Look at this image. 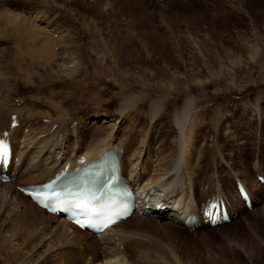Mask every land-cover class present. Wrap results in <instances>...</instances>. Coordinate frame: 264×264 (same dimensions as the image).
I'll return each mask as SVG.
<instances>
[{
	"label": "rangeland",
	"instance_id": "374dc122",
	"mask_svg": "<svg viewBox=\"0 0 264 264\" xmlns=\"http://www.w3.org/2000/svg\"><path fill=\"white\" fill-rule=\"evenodd\" d=\"M0 16V121L6 126L17 112L30 129L45 124L51 131L34 153L43 139L53 146L59 138L72 159L73 145L95 148L113 131L126 157L141 145L140 161L159 167L176 151L173 107L192 98L184 165L193 171L192 190L196 198L220 193L239 215L200 229L134 215L120 226L131 234L132 264H264V190L255 191L256 201L263 197L246 212L234 188V176L257 183L251 166L264 175V0H0ZM46 40L53 52L46 65L14 54ZM63 59H72L74 74L57 81L50 72ZM153 98L165 100L155 117ZM45 171L39 167L25 181ZM10 184L11 195L0 187V264H97L110 257L98 241L53 232V221L24 212Z\"/></svg>",
	"mask_w": 264,
	"mask_h": 264
},
{
	"label": "bare ground",
	"instance_id": "6f19581e",
	"mask_svg": "<svg viewBox=\"0 0 264 264\" xmlns=\"http://www.w3.org/2000/svg\"><path fill=\"white\" fill-rule=\"evenodd\" d=\"M34 18L36 21H39V23H44V20L39 15L36 14V16H34ZM8 22H9V20H8ZM16 27H18V24L16 25ZM29 33H31V32H29ZM11 35H13V34H11ZM30 36H32V38H33L34 33H32ZM9 38L10 37H8V39ZM15 41L16 40H14V42ZM41 43H40L41 45H39V46L32 45V44H29V45L25 44L24 46H22V48H24L26 50H21L18 47L13 48V50L15 52L14 54H16V56H18L19 58L27 57L28 60L30 61V64L33 61V59H37L36 61H38V63H44L46 61L47 57L53 56V52L51 50V47H49L47 40H46V42L43 41ZM15 44H17V43H15ZM23 60H25V59H23ZM46 62H48V61H46ZM46 62L44 63L45 65H46ZM71 62H72V59H71V61H70V59H65V60L63 59L62 61L58 62L59 68L57 70H55V72H50L52 74V77L56 78L57 81L58 80H66L64 78H70L74 74L73 69H72L73 65L70 64ZM135 100L139 101V95L136 96ZM164 102H165V100L160 99V98H155V99L153 98L152 99V101H151V106H152L151 112L153 114L152 117H155L157 115V111L160 110L159 107H161L164 104ZM155 106H157L158 108L153 109V107H155ZM173 108H174V111L172 114V121H173L172 124H174V127L176 128L175 130H177L176 131L177 136L175 135L176 136V144H175L176 146H174L176 151H173L175 153L172 156V158H170L169 162H167L165 164H160L159 167L155 166L156 167V168L154 167L155 169L152 167V162H150V164H146L145 162L142 161L144 163L143 164L140 161L141 155L143 154V151H144L143 146H141V145H139L138 148L131 151V154H129L128 157H126L127 155L124 154L121 150L122 144H121L120 139H118L119 136H117L113 131L109 132L108 134L105 132L107 135L103 138L102 143H100L99 145L97 144L98 146L95 148H91V149H89V147L86 148L84 146V144L81 142L80 143L78 142L79 143L78 146L77 145L76 146L73 145L72 147L70 146L71 148H69V150L70 151L72 150V153H71L72 154L71 156L73 157L72 159L68 158L69 153L66 151L67 149H65V147L63 146L62 142H65V141L63 140L61 142V141H59V138H57L58 140H53V142H54L53 146H47V145H49L47 143L50 142L49 141L50 138H46L45 140L43 139L44 145L40 146L39 150L37 149L39 152L34 153V152H32V150L37 145L39 139L45 137L47 135V134L45 135L46 131L48 133V131L50 129H48V130L45 129L46 131H43L45 124H43V126L42 125L39 126V128L30 129L31 126H28L27 125L28 123L23 124V121H19L16 119V121L20 122V126L10 130V123H11L10 117L12 115L11 114L10 116H8L9 119H8V123L6 126L4 125V123H2L0 121V123H2L1 124L2 127L0 128V130L2 131L6 128L7 130L10 131V137H11V141L13 144V149L15 151V156H17V160L20 161V164L17 165L14 162V166L11 169L12 174L10 175V177L12 178L13 176H15V180L9 181L6 183L0 182V187H1V189L6 190V192L3 191L6 193V196L11 195V192H8V191H11L10 186H8L10 183L15 185L14 187L43 183L48 176L52 177L53 174L55 172L59 171L60 168H63V166L65 164H67V163L70 164L68 171H71L75 168V166H77V165L81 166L82 165V164L77 162V160L80 157H84L86 159L85 162H89L92 159L97 158L99 155L103 154L107 150L111 149V150L116 151V153L119 155L120 162L122 165V173L125 176V178L129 184H135V185L138 184V191L139 192H146L147 194H149L152 191L153 192V193H151L152 199H157L158 201H164L165 203L171 204V206H172L171 209H165L164 211H159L158 213L155 212V213H157L156 214L157 216L138 215V214H134V215L143 216V217H147V218L155 219V220H159V221L162 220V222L167 223L170 226L171 225L175 226L174 224H180V226H182L183 228L188 229V228L183 226L179 212L186 213L188 211H197L201 201H205L208 197H212L214 195L208 196L209 194H205V191H204L202 197L196 198L199 195L194 194V192L192 190L193 186L191 185L192 183H190V180H191L190 176L192 175L191 173L193 171L190 172L192 169L191 170H189V169L185 170L184 169L185 163L187 164V160H186V155H187L186 151L188 150L187 149V147H188L187 141L189 143L191 142L189 140L190 127L188 126V124L191 122V119H192V117H191L192 113L191 112H192V109L194 108V102H193L192 98L190 96H188L184 100V102L182 104H180V106L177 105V106H174ZM18 113H19V111H18ZM19 114H21V113H19ZM17 116H18V114H17ZM43 117H45V116H43ZM49 118H51V117H49ZM98 118H100V122H102V123H104L107 120V118L105 116L95 117V119H98ZM93 123H96V121H94ZM25 128H28V130H27L28 133L26 132L27 134L23 132V130ZM47 128H48V126H47ZM52 137H54V136H52ZM20 138H23V140L26 141V145H27L26 147L24 146L25 142L24 141L21 142ZM41 144L42 143H40V145ZM173 144H174V142H173ZM143 145H144V143H143ZM74 150H76V151L74 152ZM142 158H143V156H142ZM189 158H191V157H189ZM196 159H197V157H196ZM70 161H72L73 163ZM126 164H128V166H129L128 170H126ZM188 165H190V163ZM145 166H146V170H145ZM39 167H41L44 171L46 170L44 175L42 177H35V178H33L32 181H28V182L25 181L27 179V177L31 176V174L35 173ZM251 169L255 170V176L258 174L263 175V172L261 170H258V167H252L251 166ZM213 175H216V174L214 173ZM216 176H219V175H216ZM213 177H212V179H213ZM219 177H221V176H219ZM19 178L22 179V182H24V181L25 182L24 183H18ZM203 178H206V177L202 176L201 179H199L198 181H195V182H201V180H203ZM16 179L18 182H16ZM207 179H211V178H207ZM185 180L188 181V183H186ZM225 181H226V179H225ZM255 181L257 183H253V187H252V185H246L244 183L246 185L247 189L249 190L250 195L252 197L253 207H254V205H257L258 201H260L262 199L263 194H264V192H263L262 196L260 197L261 199L256 201L255 191L261 189V186H262V189L264 190V186L262 184H260L257 180H254L253 182H255ZM211 182H208V183L210 184ZM228 183H229V181H228ZM224 188H225V190L229 189V185H228V187L224 186ZM234 188H235V192L237 194L235 182H234ZM209 190H210V192H213L214 188L209 189ZM219 192L220 191H218V193ZM230 193H234V190ZM16 194L18 197H20L19 207L21 209L23 208L24 212H31V209H33V210H36L41 215L40 217H42L43 219L51 220L54 222V225L51 227L53 232L55 231L57 233L58 232L62 233L64 235H66V237L68 236L67 235L68 233H70L71 235L72 234H74V235L75 234H80V235L82 234V235H85L87 238H90L93 241H95V240L98 241V243H100V245H101L100 247L102 248L101 249L102 252L108 251L110 257L103 258L102 262H98L97 264H132V262L129 261V258H128V255L126 252V246L128 245L131 234H129L127 231L121 230L120 226L124 225V224H129L130 223L129 220L134 215L130 216L129 218L121 221L120 223H118L117 225L112 227L110 229V231L108 232L109 233L108 235L104 234L101 236V238H96L95 236H93L92 234H90L86 231H84V232H82V230L80 231L79 228H77L76 226H74L70 222L64 220L62 217H58L56 215L47 213L46 211H43L42 208L40 209V207L37 206L35 203H33L29 199V197L24 196L21 192L17 191ZM236 194H235V196L237 197L238 194L237 195ZM238 198H239V196H238ZM239 202L241 203V205L246 210L244 202L241 201L240 198H239ZM153 205H154V203L152 204V206ZM19 207H17V208H19ZM252 210H253V208H252ZM229 211L231 212L232 217H234V215H237V216L239 215V213L237 211L230 209V206H229ZM246 212H247V210H246ZM29 215H31V214H29ZM170 216H171V218H169ZM134 218H136V217H134ZM140 218H142V217H140ZM171 223H173V224H171ZM223 225H225V224H223ZM220 226H222V225H220ZM201 227L210 228V227L203 225V224L201 225ZM216 227H218V226H216ZM70 234H69V236H70ZM71 237H73V236H71ZM120 247H122V249H120ZM104 254H106V253H104Z\"/></svg>",
	"mask_w": 264,
	"mask_h": 264
},
{
	"label": "snow or ice",
	"instance_id": "6c2138e0",
	"mask_svg": "<svg viewBox=\"0 0 264 264\" xmlns=\"http://www.w3.org/2000/svg\"><path fill=\"white\" fill-rule=\"evenodd\" d=\"M0 154H3V146L0 145ZM78 207H83L82 205H77ZM86 211L94 212V208H86ZM115 220L111 216H107L101 220V227L107 228L110 224L114 223Z\"/></svg>",
	"mask_w": 264,
	"mask_h": 264
}]
</instances>
